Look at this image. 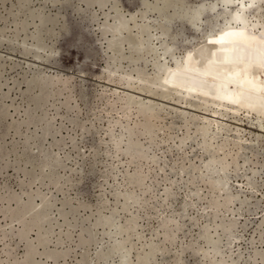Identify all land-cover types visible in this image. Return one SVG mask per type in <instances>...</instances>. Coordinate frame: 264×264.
<instances>
[{
    "label": "rangeland",
    "instance_id": "rangeland-1",
    "mask_svg": "<svg viewBox=\"0 0 264 264\" xmlns=\"http://www.w3.org/2000/svg\"><path fill=\"white\" fill-rule=\"evenodd\" d=\"M201 1L212 0H0V264H209L204 226L233 264H264V121L222 108L214 125L215 106L198 108L196 97L186 105L178 94L165 99L154 84V133L139 125L137 144L126 153V135L118 151L107 129L120 120L112 133L119 136L126 115L129 124L141 120L135 103L123 114L127 93L148 100L119 84L120 76L133 83L136 70L154 76L155 62H172L170 53L182 55L204 33L214 37L240 3L205 9L189 26L185 12ZM245 4L249 23L261 30L264 0ZM120 20L128 26L115 31ZM165 46L173 47L163 54ZM203 140L212 146L204 150ZM222 140L238 156L217 193L233 196L230 210L213 217L202 166ZM133 153L155 155L157 163ZM136 166L145 176L141 187L126 179ZM168 218L181 225L172 243L161 227ZM230 219L228 235L217 225Z\"/></svg>",
    "mask_w": 264,
    "mask_h": 264
},
{
    "label": "bare ground",
    "instance_id": "bare-ground-1",
    "mask_svg": "<svg viewBox=\"0 0 264 264\" xmlns=\"http://www.w3.org/2000/svg\"><path fill=\"white\" fill-rule=\"evenodd\" d=\"M239 1L240 3L237 4V8L229 12V15L227 17V23L222 27L219 33H217L214 37L209 38V39L207 38L208 34L204 33L199 39V41L193 44V46H191L190 48L185 49L182 55L180 56H176V55L174 56V53H170L169 55L172 57L171 59L172 62H168V61H167L168 63L167 62H164V63L155 62L154 66L157 68V71L154 76H147V75H144L142 71L136 70V74L134 76V79L136 80L134 83L131 82L130 80L133 78L131 75H127L128 77L120 76L119 79H117L119 84L121 85L124 84L130 89L131 88L137 89L139 92L144 93L148 100L147 101H144V100L135 101L134 95L129 94V93H127V95L123 97L124 98L123 105H125V107H122V106L120 107L123 109V114L126 115L127 110L129 109L128 106L129 105L131 106V104L135 103L137 106L136 107L137 115L139 119L141 118V120H139V122L135 121L134 125H132V124H129V121H127L128 116L126 115V118H127L125 119L126 123L125 125L122 124L126 131H125V134L121 132L119 136H114L112 133H113L114 126L120 123V120L115 119L114 121L109 122V126L107 125L108 126L107 129L109 132H111L110 134L113 140V145H114L113 147H116V150L124 151V148L122 146V142L124 141L122 138L125 135H126L125 136L126 143L124 144V147L126 148L125 152L127 153V151L134 149V146H136L137 144V142L134 140V135H137V132L140 131V129H138L139 125L142 126V129L145 132L154 133L155 127H156V123H155L156 108H155V103L153 102L154 100L152 101V99L154 98L153 97L154 93H155L154 92L155 89H153L154 84L158 85V88H160V90L162 91V97L165 99H169L171 98L172 95L178 94V95H181L183 98L181 102H185V103H187V98H191V97L198 98L200 100V103L197 105L198 108L207 107L206 109H208L210 104L215 106V109L211 110V113H212L211 117L213 118L212 123H214V125L218 124L219 122L218 120H220L218 119V117L219 115H221L220 111L222 108H225L228 110L230 109L232 113L243 112L247 116L254 115L259 119L261 124L263 123L264 121V25H262L261 30L256 31L259 23L258 22L249 23V20H248L249 18L247 19V17L244 14V9L246 7L245 0H239ZM260 1L261 0H258V2ZM231 2L232 0H212L207 3L204 1H201V4L199 5L200 7L196 8L195 10L191 12H187V11L185 12V14L188 15L185 20L189 26H195L198 20H200L202 13H205L203 12V10L208 9L210 11H215L220 6L228 7V5ZM249 5H252V2H250ZM235 23H238L237 30L232 28V25H234ZM125 26H128L126 25V22L123 20H120L118 24L114 26V28H115V31L120 32V30L123 29ZM138 29L139 30L141 29V31H145L147 29V26L140 25ZM147 39L148 41H150L149 38ZM113 43H114V40H110L108 45L110 46ZM149 44L147 45V48H149L148 51L150 50L153 51L152 46H149ZM172 47L173 46H165L163 54L166 53L168 50L172 49ZM148 51H145V52H148ZM141 56L139 55V57ZM55 78L58 79L56 80V82H60V81L66 82L67 81V77L62 78L59 76H55ZM51 79H48V80L50 81ZM108 79L110 80V82L113 81L111 76H109ZM49 83L52 84V80ZM132 84H134L135 86H132ZM117 92H118L117 89H113L111 93L116 94ZM115 103L116 101L112 103L111 105L112 108L115 107ZM186 105H188V103ZM115 110H118V109L115 108ZM208 129H209V124L204 125L201 128V134L203 136H206L208 133ZM211 141L209 140L208 142L207 140H203L202 148L204 150L208 149V147L211 144L210 143ZM227 144L228 143L223 140L221 143H218V145L215 147L214 152L213 153L211 152L212 154L210 155V158L206 160V162L203 163V166H202V168L204 169V173L206 174V179H207L206 187L209 189V193L212 196L209 199L208 206H210L213 209V213H214L213 217H217L218 212L219 211L222 212L221 210H224L226 212L230 210L229 207L232 201L231 198L233 197L230 193H226V195L224 196L217 194L225 190L226 182L222 176L226 178L227 177L226 170L232 164H236L237 162L238 154L234 155L228 149H226L228 147ZM235 145H238V144H235ZM240 145L241 144H239V146ZM227 150L229 152H227ZM134 153L132 154V156L140 158L139 161L144 157L147 162L149 161L151 162L150 164H152V162L157 163L155 155L146 157L143 154H139V155L135 154L137 155L135 156ZM190 166H191L190 170L194 171L196 167L192 165ZM213 173H216L218 175L216 177L211 176ZM126 175H127L126 176L127 183L135 184L138 187H141L144 185L145 176L143 175L142 170L139 169V166L135 167V170L133 173L126 174ZM148 188L149 187L142 188V192L143 193L146 192ZM163 194L165 197L164 199H167L168 197H170L172 195L170 188H165L163 190ZM123 195L122 196L125 198L126 201L131 200V202L132 201L134 202L136 200V197L133 195L132 192L126 191ZM125 200L124 202H126ZM123 205L126 206L127 204H123ZM185 207H186V204H185ZM234 226H235V221L232 219L226 222L219 223L217 225V227H220L223 230V232H225L228 235L231 234L232 228ZM25 227H27V225ZM25 227L23 226V229ZM161 227L163 229V238L169 241L170 243H172V241L175 239L174 238V235L176 236L175 233L177 231H180L181 229V225L178 222L172 219H169V218L162 221ZM23 229H21L23 235L19 233V236L21 235V237H23L24 233H26V232L23 233ZM202 235L204 236L205 240L210 244L209 250H210L211 256L209 252H207L206 254V251H203L204 252L203 256L208 257L209 264H233L230 258L223 257L221 255V250H220V245H219L220 239L219 238L215 239L211 237L208 232V227L204 226ZM118 245H120L121 247L122 244H118ZM151 247H154V246H151ZM28 254H29V251H28ZM218 255H220V257Z\"/></svg>",
    "mask_w": 264,
    "mask_h": 264
}]
</instances>
